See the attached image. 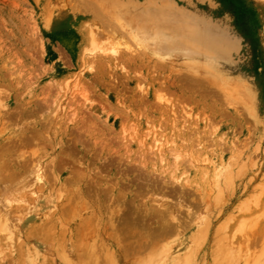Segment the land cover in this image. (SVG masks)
Masks as SVG:
<instances>
[{
    "label": "rangeland",
    "instance_id": "1",
    "mask_svg": "<svg viewBox=\"0 0 264 264\" xmlns=\"http://www.w3.org/2000/svg\"><path fill=\"white\" fill-rule=\"evenodd\" d=\"M100 1L0 0V170L24 226L0 229V264H264V0ZM89 22L117 57L84 54ZM116 232L155 242L115 261Z\"/></svg>",
    "mask_w": 264,
    "mask_h": 264
},
{
    "label": "bare ground",
    "instance_id": "2",
    "mask_svg": "<svg viewBox=\"0 0 264 264\" xmlns=\"http://www.w3.org/2000/svg\"><path fill=\"white\" fill-rule=\"evenodd\" d=\"M115 1L116 0H113V1H108V0H102V1H100V8H103L104 9V11H108L109 9H110V7H108V6H110L111 5V7H112V5H116L117 4V2L115 3ZM111 2V3H110ZM137 3H134V5H136ZM167 5V4H166ZM117 6V5H116ZM115 6V7H116ZM166 7H168V6H166ZM130 9V12L134 15V18H136L137 20H139V19H142L143 20V16H140L139 14H140V11H141V9L139 8V7H137V6H133L132 5V7H129ZM102 9V10H103ZM191 12V11H190ZM188 13V12H187ZM189 14V13H188ZM192 14V13H191ZM132 15V16H133ZM182 15V14H181ZM189 16V15H188ZM164 17V16H163ZM162 17V18H163ZM156 18V17H155ZM135 19V20H136ZM168 19V18H167ZM136 20V21H137ZM159 20V19H158ZM163 20V19H162ZM165 20V19H164ZM153 21H155V20H153ZM156 21H157V18H156ZM159 23H160V21H158ZM166 22H167V20H166ZM165 22V23H166ZM203 22V21H202ZM201 22V23H202ZM200 23V25H202L203 26V24H201ZM88 24V27H87V32H88V36H89V40H90V42H89V46L87 47V48H85L86 50L84 51V54L85 55H101V56H109V55H111V56H114V57H117L118 55H119V53H120V50H121V45H122V43L120 42V36L119 35H117V33H115V31L114 30H112V29H109L108 28V26L106 27V25H105V23H103V22H89V23H87ZM206 24V23H205ZM145 28H147L148 27V24H146V25H143ZM206 26V25H205ZM110 27V26H109ZM204 27V26H203ZM205 28V27H204ZM141 29V28H140ZM201 29V28H200ZM214 30H215V28H214ZM139 31V30H138ZM211 31H212V28H211ZM217 31V30H216ZM219 31V30H218ZM138 33H136V35L134 34V31H133V33H131V35L136 39V37L138 36L137 35ZM194 33H192L191 35H190V37H188V38H190V39H192V41L193 40H198V41H200V42H205L206 41V39L205 38H207V31L205 30V29H203L201 32H198V33H196V34H194ZM210 35V34H209ZM219 35V34H218ZM218 35L216 34L215 36L216 37H218ZM211 36V35H210ZM209 36V37H210ZM160 37V36H159ZM220 37V36H219ZM155 38H158V37H156L155 36ZM163 38V37H162ZM139 39H141L140 38V36H138V41H139ZM161 39V38H160ZM159 39V40H160ZM220 39V38H219ZM222 39V38H221ZM215 40H217V38L215 39ZM163 41V40H162ZM141 42H142V40H141ZM140 41H139V44L141 45V44H143V43H141ZM156 42H158V41H156ZM195 42V41H194ZM155 43V42H154ZM195 43H198V42H195ZM210 44L212 43L211 41L209 42ZM219 40H218V44H217V41H215L214 42V44L215 45H218L219 46ZM156 44V43H155ZM158 44H159V42H158ZM162 44V43H161ZM171 44V43H170ZM199 44V43H198ZM123 45H125V48L126 49H128V50H131V45L129 44V43H127V42H123ZM172 47H176L177 45H174V44H172L171 45ZM179 46V45H178ZM214 47V46H213ZM213 47L210 49V51L211 50H213ZM214 49H216V48H214ZM209 51V50H208ZM173 52V51H172ZM175 52H177V51H175ZM174 52V53H175ZM216 51H214V53H215ZM218 52H219V54H221L220 53V51L218 50ZM88 55V56H89ZM216 55H218V54H216ZM221 57L222 58H220V60H217V62L220 64L221 63V65L222 66H218V78H219V80H220V83L221 82H228L229 80H233V75H232V73H233V67H231V66H229L227 63H226V58L225 57H223L222 55H221ZM216 62V63H217ZM214 65V64H213ZM212 66V65H211ZM231 83V82H230ZM221 85H223V84H221ZM169 104V103H168ZM170 106H172L173 107V105L172 104H170ZM189 114H190V112H188V111H186L185 113H184V117H189ZM26 140V139H25ZM179 157V155H176L175 156V158H178ZM2 161H3V159L2 158H0V168H3V167H1V165H2ZM5 162V161H4ZM3 162V164H5ZM39 164V163H38ZM2 166H4V165H2ZM39 167L36 169V180L38 181V182H40V183H42V182H44L45 183V181H46V173L44 172L45 170H43V166H42V164H39L38 165ZM6 172H8L9 173V171H7V169H6ZM5 171H3V170H0V229H3V230H5V231H8V232H10V235H11V237H12V234H16V233H13L15 230V228L16 227H18L19 229H22L24 226H22V222H21V217H20V212H21V210L23 209V207H22V204H20L21 203V201H22V195L21 194H18L19 192H15V191H13L9 186H10V184L9 183H6V184H2V182H4V181H6V182H10L11 180H12V176L10 175V174H7ZM12 175H13V173H12ZM45 185V184H44ZM29 191V190H28ZM20 195V196H19ZM24 197V196H23ZM15 203V204H14ZM17 203V204H16ZM46 205V204H45ZM25 206V205H24ZM26 209V208H25ZM17 212V214H15V216H12L13 214V212ZM12 214V215H11ZM162 215V214H161ZM119 219H120V217H119ZM178 219V217L176 216V214H175V212H173L172 211V213H169L168 214V218L167 219H165L164 217H163V219H162V225H161V227H160V229L157 231V232H155L154 233V235H152V236H154L155 237V240H157V239H159V238H163V237H165V236H169V235H171L172 233L174 234V229H173V226H171L170 224H171V221H176ZM24 220V219H23ZM119 222V221H118ZM120 222H121V220H120ZM202 223V222H201ZM120 224V223H119ZM129 226V225H128ZM128 228V227H127ZM145 229V228H144ZM119 230V229H118ZM146 230V229H145ZM123 231V230H122ZM121 231V232H122ZM20 232H21V230H20ZM128 232V231H127ZM115 235H117V232L115 233V234H113L112 235V237H113V239H114V241H116L117 242V246L116 247H119V249H120V254H117L116 255V253H115V255H116V258H115V261H119V259H121V258H124V257H127V255L128 254H132V255H134V254H136V253H139L142 249H145V248H147V246L148 245H151V244H153L154 242H155V240L153 241L152 239H151V241H152V243H150L151 241L148 239V241H146V245L145 244H142V246L141 247H139L138 249H133V250H130L129 248L128 249H125V248H123V246H121V245H119L118 243L121 241V239H120V236H117V237H114ZM151 236V237H152ZM125 237V236H124ZM154 237H152V238H154ZM126 238V237H125ZM150 238V237H149ZM118 240V241H117ZM123 242V241H122ZM150 243V244H149ZM136 246H138V245H136ZM71 250V255H72V259L70 260V263L71 264H78V262H79V260H78V258L75 256V250L74 249H70ZM104 250V249H103ZM122 250V251H121ZM105 251V250H104ZM99 254V253H98ZM94 254V255H90L89 257L91 258L90 259V263L89 264H99V259H100V257L101 256H99V255H101V254ZM104 254V253H103ZM106 257L108 256V259H109V257H111V255H112V253H110V254H108L107 252H106ZM114 254V253H113ZM115 257V256H114ZM113 257V258H114ZM104 258V257H103ZM112 258V257H111ZM80 259V258H79ZM101 259H102V257H101ZM105 260V259H104ZM113 260V259H112ZM112 260H110L111 262H113ZM154 261V260H153ZM101 262V261H100ZM139 262V259H137V261H136V263H138ZM144 262H145V260H144ZM151 262H152V260H151ZM150 262V263H151ZM133 264L131 261H129V260H126V259H121L119 262H118V264ZM146 264V263H145ZM149 264V263H148ZM154 264V263H153Z\"/></svg>",
    "mask_w": 264,
    "mask_h": 264
}]
</instances>
